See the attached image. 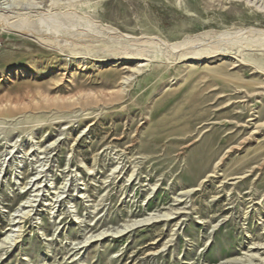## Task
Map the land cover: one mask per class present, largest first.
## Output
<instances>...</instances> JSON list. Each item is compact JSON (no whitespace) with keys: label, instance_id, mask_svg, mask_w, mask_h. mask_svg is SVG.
Returning <instances> with one entry per match:
<instances>
[{"label":"rangeland","instance_id":"374dc122","mask_svg":"<svg viewBox=\"0 0 264 264\" xmlns=\"http://www.w3.org/2000/svg\"><path fill=\"white\" fill-rule=\"evenodd\" d=\"M39 1L0 0V264H264V0Z\"/></svg>","mask_w":264,"mask_h":264},{"label":"bare ground","instance_id":"6f19581e","mask_svg":"<svg viewBox=\"0 0 264 264\" xmlns=\"http://www.w3.org/2000/svg\"><path fill=\"white\" fill-rule=\"evenodd\" d=\"M17 2V1H16ZM73 4V3H72ZM66 8V6H63V5H61L60 3H58V2H56V1H53V2H50L49 4H46V0L45 1H43V0H40L38 3H37V5L34 7L35 9V11H37L38 12V10L39 9H44L45 8V10L46 11H48V12H54L53 10H57V9H62V8ZM68 8H69V6H68ZM42 18L44 19V21H46V22H49L50 23V21H52L53 19H52V17L50 18V19H52V20H50L49 18V20L48 19H46V18H44L43 16H42ZM55 20V19H54ZM57 20V19H56ZM50 26H53V27H58L59 28V26L60 25H56V24H53L52 23V25L50 24ZM57 28V29H58ZM53 34V33H52ZM59 34V33H58ZM44 35H46V36H51V34L50 33H48V34H44ZM53 36V35H52ZM56 37H60V36H56ZM56 42V41H55ZM167 48V47H166ZM130 52V51H129ZM131 52H133V51H131ZM132 55V56H138V57H141L143 54H141V53H128V52H126V53H124V54H119V53H113V54H111L112 56H117V55ZM117 59V58H116ZM128 60H134L133 58L132 59H128ZM7 239H9V240H13V239H11V236H7ZM6 243H8L7 241H5ZM261 248H264V247H261Z\"/></svg>","mask_w":264,"mask_h":264}]
</instances>
